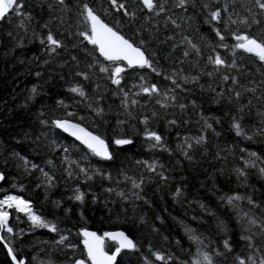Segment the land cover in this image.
I'll return each instance as SVG.
<instances>
[{
	"label": "trees",
	"instance_id": "trees-1",
	"mask_svg": "<svg viewBox=\"0 0 264 264\" xmlns=\"http://www.w3.org/2000/svg\"><path fill=\"white\" fill-rule=\"evenodd\" d=\"M22 2L23 11L30 13L33 18L27 33L17 27L20 19L14 15L11 20L0 21V172L5 175V179L0 181V199L6 194H12L31 201L33 209L48 221L55 223L58 231L51 232L46 228L33 227L23 213L7 209L8 225L13 228V233L9 234L6 230L0 232L1 236L10 241L17 255L24 258L26 264H70L71 257H81L83 247L78 233L81 227H85L98 234L122 230L133 239L139 251H122L116 264H142L141 257L149 254V244L153 250L172 254L176 264H185L190 260V253L195 252V246L189 241L185 228L195 230L210 248L219 245L222 250L225 234L217 229L220 220H224L228 225L227 237L235 252L244 253V242L239 238L241 229L236 223L235 213L223 204L219 197L233 193L250 195L260 205L259 208L252 209L257 217H260L261 210L264 209V175L259 171L264 168V123L258 115V112H264V86L261 85L264 73L258 68V62L253 57L240 54L237 56L236 68L222 69L221 73H215L211 78L199 75L198 69L192 67L196 60L200 61L201 70L210 71L212 67L204 66V59L210 49L203 47L201 57L193 54L183 63H177L178 59H182L184 47L178 45L173 50L171 45L179 41L181 34L192 35L199 27L200 33L215 43L216 38L209 26L204 24V14L200 9L205 0H195L196 7L191 6L190 0L187 13L172 7L174 0H169L167 15L176 18L177 23L182 24V29H176L170 23L165 26V16L162 14L145 24L144 27L149 31L141 34L149 40L146 45L147 54L156 63V67L163 70L164 75L176 71L185 76H199L195 82L179 81L183 90H175L177 102L184 103L186 110L182 112L176 107L165 112L155 105L154 101L141 108L147 99L141 95L132 97L139 100V104L132 109L134 118L124 114V109L120 106V95L112 94L116 86L103 78L98 70H94L95 74L90 75L87 81L76 75V72L88 69L84 52L72 46L75 37L66 36L67 24L75 25L74 11L67 14L66 24L62 28L58 20H52L49 25L54 36L64 39L67 45L66 51L62 48L57 53L49 54L40 44V39L47 34V29L41 28L40 25L52 16L61 15L59 5L56 0ZM87 2L102 14L101 3L106 4V0ZM223 2L224 0H219V3ZM228 2L234 4L235 11L241 15H247L245 9L252 5V0ZM50 3L53 5L52 10L48 8ZM66 3L74 4L75 0H66ZM252 11L257 13L260 22L252 24L247 31L257 38L264 37V16H260L255 8ZM182 16L193 17L191 28L183 25L179 19ZM104 18L112 23L111 17ZM140 23L141 21H136L137 25ZM152 24H155L159 31H155ZM33 30L39 35L34 36ZM122 30L126 36L131 37L135 28L124 24ZM72 31H75V27ZM149 32L154 35L149 37ZM166 36H174V40H165ZM227 43L234 41L229 37ZM217 51L230 62L229 52L223 48ZM72 56H77V61H73ZM224 72L236 75L240 84L256 87L257 91L243 92L237 88L243 93L238 102L233 100L229 103L226 99H221L214 103L215 93L209 90V84L219 90L223 83L219 76ZM140 75H144L149 82L157 83L162 90L172 87L171 81H166L163 75L157 77L150 69H137L136 73L122 82L123 86L130 89L133 83L139 82ZM77 84L85 89L89 97L102 98L100 107L104 109L103 118L95 116L83 102H77L80 98L69 90ZM97 85L100 86L98 90ZM224 86H231V82ZM33 87L36 88L35 93L31 91ZM225 95L228 93L225 92ZM232 95L234 96V93ZM256 97L260 99L257 100ZM249 99L252 101L251 105L248 104ZM60 100L68 105L66 109L58 106L57 101ZM240 104L245 105L243 112L236 111ZM152 110L158 111L159 115L150 119L147 127L162 134L164 144L170 152L149 147L150 142L144 136L146 126L140 123V115L150 116ZM66 111L77 114L70 117L74 122L81 123L106 139L110 151H113V160L100 161L95 157L81 160L80 157L87 151L82 145L51 124L39 123L41 118L49 121L69 118L65 117ZM40 113L44 114L43 117ZM201 115L210 118L208 122L212 124V128H202ZM80 116L85 117V120H79ZM234 116L241 124L243 135L238 136L232 127ZM172 119L177 120V125L167 124V121ZM118 120L125 123L118 125ZM185 120L188 121L187 124L184 123ZM201 132L205 136L204 143L189 150L192 160L185 159L177 149L178 141H182L185 136H196ZM116 136L130 138L133 143L117 148L111 144V140ZM53 141L69 148L68 155L71 160L80 161L82 166L98 168L100 173L93 175L90 172V180H85L82 175L69 178L64 171L67 165L62 163L65 155L62 147L54 148ZM252 152L256 153L255 157L249 155ZM13 153H19L29 161L27 170ZM49 160L53 161L52 165L47 164ZM153 160L157 161L158 165H163V168L158 166L156 171H163L166 180H161L156 173H150L142 164L136 163H151ZM245 160L254 161L255 167L250 163L244 169L246 179H237L234 169L244 168ZM32 163L43 167L54 176V187L47 188L41 184L43 177L38 170L31 168ZM141 175L144 177L142 191L133 189L131 181L125 179L127 176L139 180ZM38 184H41V187H37ZM77 186L85 193L83 204L71 198ZM177 187L181 189L182 195L174 199L173 194ZM109 188L113 191H107ZM121 191L128 199L123 200L117 195V192ZM133 191H140L143 198L136 200L132 196ZM93 195L96 197L95 202ZM54 201L59 202L58 207ZM240 203L245 211L251 207L246 200ZM65 209H68L67 213ZM141 216H144V222H140ZM157 216L160 219H157ZM153 228L157 231L154 232ZM61 235L67 237L65 245L75 244L76 249L56 245L54 242L58 241ZM106 244L107 251L114 249V244ZM219 259L223 260L222 257ZM0 264H12L3 244H0ZM168 264L173 262L169 261Z\"/></svg>",
	"mask_w": 264,
	"mask_h": 264
},
{
	"label": "snow or ice",
	"instance_id": "snow-or-ice-1",
	"mask_svg": "<svg viewBox=\"0 0 264 264\" xmlns=\"http://www.w3.org/2000/svg\"><path fill=\"white\" fill-rule=\"evenodd\" d=\"M59 5L60 16H52L41 28L47 29L46 36L40 39V44L45 47V50L49 54L57 53L58 50H67V45L64 39L54 36L53 31L49 28L52 20H58L59 26L62 28L66 24L67 14L74 11L75 25L67 24L66 36L71 38L75 37L73 43L74 48H78L85 54V61L88 71H78L76 75L82 77L83 80H89L90 75H94V70H98L102 74L103 78L110 81V83L116 88L112 94L114 96L120 95V106L124 109V114L129 118H134L132 109H135L139 100L132 97L145 96L147 99L141 108H145L149 102L154 101L155 105H158L160 109L167 111L169 108H176L184 112L187 106L184 103L177 102L176 89H182L183 83L191 81H198L199 76H185L173 71L170 75H164L163 70L156 67V63L147 54L146 45L149 40L143 38L141 35L143 32H148V28L144 27L145 24L153 21L154 18L160 17L162 14L165 16V26L170 23L176 29H182V24L177 23V19L171 15H167L169 12L168 3L169 0H106L101 3L102 14L94 6L90 5L87 0H75L74 4L66 3V0H56ZM190 0H174L172 7L181 9L187 13L189 9ZM192 7H196L195 0H192ZM50 10L53 9V5L48 4ZM230 8L232 9L230 11ZM255 8L260 16H264V0H252L251 7L245 9L247 15H241L235 11V5L230 4L228 0H224L223 3H219V0H205L200 5L201 12L204 14V24L209 26L211 33L214 34L215 43L208 40L203 34L200 33L199 27H197L192 35H183L178 42L171 45L175 50L178 45L183 46L182 59H178L177 63H183L191 55L195 54L196 57H201L202 47L210 49V53L204 59V66H212L210 71L199 69V60H196L192 64V67L197 68L199 75H206L209 78L213 77L215 73H221L222 69H234L237 67V56L240 54H249L258 62V68L264 73V37L257 38L250 35L247 31L252 24H257L260 21L257 19V13H254L252 9ZM24 3L22 0H0V21L11 20L14 15L20 19L18 28L23 29L27 33L29 26L32 22V16L30 13L23 11ZM104 17H111L112 23L106 21ZM183 25L188 28L192 27L190 23L193 21L192 16H182L179 18ZM141 21L139 25L136 21ZM128 24L135 28L131 37L126 36L123 32V25ZM75 27V31L72 29ZM152 28L155 31H159L155 24H152ZM65 33H62L64 35ZM11 35V33H9ZM33 35L35 33L33 30ZM154 33L149 32V37H152ZM136 37H141L137 39ZM234 41V43H227L228 38ZM165 40H174V36H166ZM91 46V47H89ZM225 49L231 54V60L222 57L217 49ZM73 61H77V56H72ZM137 69H150L152 73H155L157 77L163 75L166 81H171L172 87H165L163 90L157 83L149 82L144 75L139 76V82L133 83L130 89H126L123 86V81L130 75L137 72ZM39 75V73H37ZM222 86L217 90L209 84V90L215 93L214 103H218L221 99H226L229 103L233 100L239 101L242 96V91L237 90L240 88L243 92L257 91L256 87H248L247 85L240 84L236 75H230L227 72L222 73L219 76ZM231 82V86L225 87L227 82ZM261 85L264 86V80L261 81ZM97 85V90L99 89ZM203 87V86H201ZM132 89H138L133 92ZM72 93L80 98L79 102H83L97 117L103 118L104 109L100 107L101 97H89L85 89L77 84L69 89ZM36 92V88L31 90ZM225 92L228 95H225ZM234 93V96L232 95ZM31 98V97H30ZM257 100L260 97H256ZM92 100L94 102L90 103ZM251 99L248 100V104L251 105ZM58 106H62L65 109L68 105L64 104L63 100L57 101ZM194 105V102H193ZM245 105L240 104L236 109L237 112H243ZM43 113L40 116L43 117ZM74 112H65V117L69 118H56L48 119L41 118L39 123L41 125L51 124L55 129L61 130L73 137L75 141L79 142L87 151L80 157L81 160H89L91 157L99 158L100 161H111L114 159L113 151H110L109 143L100 134L90 131L87 127L82 126L79 122H73L70 117L76 116ZM159 115L158 111L152 110L151 115H140V123L144 124V136L150 142L149 147L161 148L164 151H169L165 144L162 134L155 130H149L147 127L150 119H155ZM261 117V122L264 123V112H258ZM203 121L202 128L210 129L212 124L209 123V117L200 116ZM79 120H85V117L80 116ZM118 125L125 123L123 120L117 121ZM188 123L187 120L184 121ZM217 123L219 121L217 120ZM168 125H177V120L172 119L167 121ZM232 127L236 131V134L243 135V129L240 122L234 116L232 121ZM264 131V130H262ZM43 134V133H42ZM251 139V137H248ZM39 139V137H37ZM205 141L203 132L196 136H185L182 141H178L177 149L185 159L192 160V156L189 154V150L193 149L196 145H201ZM133 141L130 138L122 136H116L111 140V144L120 148L122 146L131 145ZM54 148L62 147L65 154L62 159V163L66 164L64 171L66 175L71 178L74 176H83L85 180L92 179V175L100 173L98 168H90L88 166H82L80 161L71 160L68 153L69 148L57 145L55 141L52 142ZM243 151V150H242ZM20 161L23 162L25 170L28 169L29 161L20 156L19 153H13ZM250 156L255 157L256 153L252 152ZM137 164H142L150 173H156L161 180H166L164 172H157V167L163 168V165H158L157 161L153 160L151 163L148 161H137ZM255 167L254 161H244V168H235L234 172L237 175V179L244 177L246 179L245 168L249 164ZM48 165H52L53 161H47ZM75 166L73 169L72 166ZM32 169L38 170L43 180L41 184L47 188L54 187V176L50 172L45 171L43 167H39L37 164H31ZM222 171V170H221ZM260 173L264 175V168L259 169ZM5 179L3 172H0V181ZM131 181L133 189L141 190L144 183V177L141 175L139 180L132 177H125ZM38 184L37 187H41ZM107 191L112 192L113 189L109 188ZM123 200L128 199L124 192H117ZM182 195L181 189L176 188L173 198L176 199ZM132 196L136 200H141L143 197L140 195V191H133ZM85 193L77 186L74 189V195L71 197L75 201L83 204ZM221 202L228 208L232 209L235 213V220L237 225L241 229L240 240L244 242L245 252H235L229 238L227 237L228 225L224 220H220L217 224L219 232L225 234V238L222 240V250L220 246L209 247L204 243V239L201 235L196 234L195 230L191 228H185V233L195 246V252L190 253V260L185 264H264V209L261 210L260 217H257L252 209L259 208L258 205L250 195H241L239 193H233L231 195L224 194L219 197ZM96 197L93 195V202ZM247 202L251 207L247 211L241 206L242 201ZM56 206H59L58 201H54ZM145 203L147 201L145 200ZM203 207V205H201ZM7 209H14L16 213H23L27 219L31 222L33 227L46 228L51 232H57L58 228L55 223H52L45 219L42 215L38 214L34 209L31 201L24 199L19 195L6 194L0 199V230H6L7 233H13V228L8 225L9 212ZM68 209H65L67 213ZM135 212V207H133ZM160 219L159 216L156 217ZM144 216L139 217L140 222H144ZM154 232L157 229H152ZM78 235L82 237L80 243L83 245V250L80 258L71 257L70 264H116L118 255L123 250L139 251L138 245L129 238L123 231H106L102 235H98L95 231H89L85 227H81ZM167 239V237H165ZM67 237L61 235L58 241L54 243L56 245H65ZM106 241L114 242V250L110 253L106 251ZM179 243V241H177ZM0 244L7 250V255L10 257L12 264H26L24 258L17 255L14 248L11 246L10 241L6 240L4 236H0ZM67 248L75 250L76 245L68 243L65 245ZM208 249V250H205ZM148 255L141 257L142 264H168L172 261L176 264V260L173 255L165 254L160 250H153L151 244L148 245ZM223 258L220 260L219 258ZM231 257V260H229Z\"/></svg>",
	"mask_w": 264,
	"mask_h": 264
},
{
	"label": "water",
	"instance_id": "water-1",
	"mask_svg": "<svg viewBox=\"0 0 264 264\" xmlns=\"http://www.w3.org/2000/svg\"><path fill=\"white\" fill-rule=\"evenodd\" d=\"M74 122V121H73ZM83 126V125H82ZM61 131V130H60ZM62 132V131H61ZM64 133V132H63ZM65 135L69 136L67 133H64ZM70 138L74 139L73 137L69 136ZM75 140V139H74ZM78 142V141H77ZM79 143V142H78ZM91 231V230H89ZM113 231H121V230H113ZM98 234V233H97ZM1 236V233H0ZM82 244V243H81ZM83 246V245H82ZM11 260V259H10Z\"/></svg>",
	"mask_w": 264,
	"mask_h": 264
},
{
	"label": "bare ground",
	"instance_id": "bare-ground-1",
	"mask_svg": "<svg viewBox=\"0 0 264 264\" xmlns=\"http://www.w3.org/2000/svg\"><path fill=\"white\" fill-rule=\"evenodd\" d=\"M122 231V230H121ZM124 232V231H123ZM126 234V233H125ZM124 251V250H123ZM118 257H119V255H118Z\"/></svg>",
	"mask_w": 264,
	"mask_h": 264
},
{
	"label": "rangeland",
	"instance_id": "rangeland-1",
	"mask_svg": "<svg viewBox=\"0 0 264 264\" xmlns=\"http://www.w3.org/2000/svg\"><path fill=\"white\" fill-rule=\"evenodd\" d=\"M12 195V194H11ZM2 199V198H1Z\"/></svg>",
	"mask_w": 264,
	"mask_h": 264
}]
</instances>
